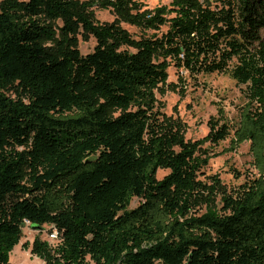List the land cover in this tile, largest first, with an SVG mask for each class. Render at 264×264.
<instances>
[{"label": "trees", "instance_id": "trees-1", "mask_svg": "<svg viewBox=\"0 0 264 264\" xmlns=\"http://www.w3.org/2000/svg\"><path fill=\"white\" fill-rule=\"evenodd\" d=\"M94 4L154 32L100 24ZM78 37L94 39L91 52ZM171 64L244 85L237 127L221 112L203 140H185L156 108ZM229 137L230 151L249 144L257 177L220 189L216 207L199 152ZM24 221L58 232L55 246L31 244L43 264H264V0L145 12L130 0H0V264H12Z\"/></svg>", "mask_w": 264, "mask_h": 264}, {"label": "rangeland", "instance_id": "rangeland-1", "mask_svg": "<svg viewBox=\"0 0 264 264\" xmlns=\"http://www.w3.org/2000/svg\"><path fill=\"white\" fill-rule=\"evenodd\" d=\"M79 2L89 0H78ZM141 5V11H153L156 8L167 6L173 0H130ZM98 23H118L123 29L135 38L142 34H152L154 31H142L131 26L111 10L94 4L90 9ZM52 28L54 27L51 23ZM160 31H165L162 28ZM55 37H59L56 32ZM47 47H53L52 41H43ZM95 45L93 38L87 41L78 37L77 48L82 55L92 51ZM168 76L164 83L154 91L156 108L169 119L179 123L185 140L190 142L203 140L210 131L209 121L216 120L223 114V118L230 126L237 127L240 111L247 102L246 87L238 85L226 74H200L190 76L187 72L177 70L172 64L167 70ZM13 98L12 91L6 93ZM116 115V114H115ZM230 137L218 144L206 141L200 147L201 156L209 157L208 165L202 170L201 180H206L208 186L216 178L219 183V192L231 195L246 183L257 177L253 168L249 144L243 143L236 150H229ZM168 174V170L159 169L156 179L161 180ZM207 177V178H206ZM209 177V178H208ZM221 192L215 197V206L219 207ZM139 203L133 199L130 209ZM206 207L198 209V215L205 213ZM53 231L50 225L41 229L24 227L22 238L10 255L12 264H43V261L31 253V244L35 238L48 241L49 234ZM52 246L55 242L50 243ZM91 264V263H90Z\"/></svg>", "mask_w": 264, "mask_h": 264}, {"label": "built area", "instance_id": "built-area-1", "mask_svg": "<svg viewBox=\"0 0 264 264\" xmlns=\"http://www.w3.org/2000/svg\"><path fill=\"white\" fill-rule=\"evenodd\" d=\"M27 226L29 227L30 223L28 221H24V227H27ZM47 242L49 245H51L50 243H53V242H55V245H56L59 242V235L55 229H53V231L49 234ZM55 245H53V246H55Z\"/></svg>", "mask_w": 264, "mask_h": 264}, {"label": "water", "instance_id": "water-1", "mask_svg": "<svg viewBox=\"0 0 264 264\" xmlns=\"http://www.w3.org/2000/svg\"><path fill=\"white\" fill-rule=\"evenodd\" d=\"M32 228H34V229H41V228H39V227H32Z\"/></svg>", "mask_w": 264, "mask_h": 264}]
</instances>
